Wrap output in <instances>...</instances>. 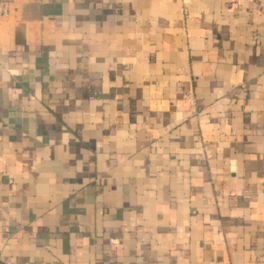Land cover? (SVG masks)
<instances>
[{"label":"crops","instance_id":"obj_1","mask_svg":"<svg viewBox=\"0 0 264 264\" xmlns=\"http://www.w3.org/2000/svg\"><path fill=\"white\" fill-rule=\"evenodd\" d=\"M9 2L0 262L264 264V0Z\"/></svg>","mask_w":264,"mask_h":264},{"label":"built area","instance_id":"obj_2","mask_svg":"<svg viewBox=\"0 0 264 264\" xmlns=\"http://www.w3.org/2000/svg\"><path fill=\"white\" fill-rule=\"evenodd\" d=\"M10 2L9 0H0V19L9 15ZM235 196V195H232ZM0 264H2L0 262Z\"/></svg>","mask_w":264,"mask_h":264}]
</instances>
